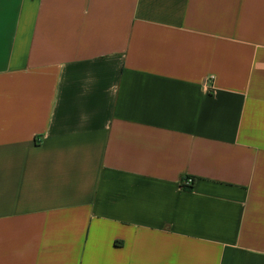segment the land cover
<instances>
[{"label":"crops","instance_id":"crops-1","mask_svg":"<svg viewBox=\"0 0 264 264\" xmlns=\"http://www.w3.org/2000/svg\"><path fill=\"white\" fill-rule=\"evenodd\" d=\"M0 264H264V0H0Z\"/></svg>","mask_w":264,"mask_h":264},{"label":"built area","instance_id":"built-area-1","mask_svg":"<svg viewBox=\"0 0 264 264\" xmlns=\"http://www.w3.org/2000/svg\"><path fill=\"white\" fill-rule=\"evenodd\" d=\"M201 84L202 85H205V86H210L213 84V77H209V78H202L201 79ZM192 180L189 179V180H186L185 182H183L184 185H187V186H191L192 185Z\"/></svg>","mask_w":264,"mask_h":264},{"label":"trees","instance_id":"trees-1","mask_svg":"<svg viewBox=\"0 0 264 264\" xmlns=\"http://www.w3.org/2000/svg\"><path fill=\"white\" fill-rule=\"evenodd\" d=\"M189 179H191L192 182L194 183L195 180H194L193 178H191V177H186V178H184L183 182H185L186 180H189ZM183 182H182V187H183V189H186V190H191V189H192V186L184 185Z\"/></svg>","mask_w":264,"mask_h":264}]
</instances>
